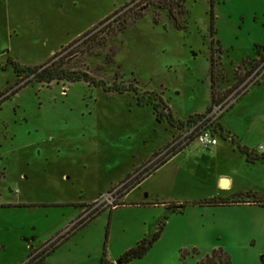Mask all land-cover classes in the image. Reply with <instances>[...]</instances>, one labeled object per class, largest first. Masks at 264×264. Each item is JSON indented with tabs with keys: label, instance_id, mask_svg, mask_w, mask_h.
Wrapping results in <instances>:
<instances>
[{
	"label": "rangeland",
	"instance_id": "rangeland-1",
	"mask_svg": "<svg viewBox=\"0 0 264 264\" xmlns=\"http://www.w3.org/2000/svg\"><path fill=\"white\" fill-rule=\"evenodd\" d=\"M165 4L0 0V264L27 262L32 249L38 252L62 232L68 235L58 238L44 264H99L103 254L116 263L160 223L161 235L148 252L127 264H196L218 248L229 264H264V193L219 192L215 186L216 176L227 174L235 186L264 187V161L246 167L245 156L230 161L224 154L216 162L182 153L117 201L125 204L101 208L67 230L80 208L182 130L158 122L152 106L137 98H162L174 119L185 120L210 105L211 47L222 67L216 102L238 87L233 78L247 70L245 79L261 62L251 59L256 43L264 44V0H183L182 28ZM10 60L30 67L54 61V68L100 83L38 82L14 73ZM114 86L133 89L119 93ZM257 87L234 98L219 120L236 141L243 138L262 153L264 97L253 92ZM217 141L232 144L219 134ZM235 162L242 173L237 177L230 172ZM237 200L244 202L220 203ZM169 204L184 207L173 212Z\"/></svg>",
	"mask_w": 264,
	"mask_h": 264
},
{
	"label": "trees",
	"instance_id": "trees-1",
	"mask_svg": "<svg viewBox=\"0 0 264 264\" xmlns=\"http://www.w3.org/2000/svg\"><path fill=\"white\" fill-rule=\"evenodd\" d=\"M165 1H166L165 5H166L167 11H168V17L174 21L175 26L177 28H182L183 25H182L181 17L185 13V10L183 7V0H165ZM141 16H142L141 14L135 16L131 20V22H135ZM156 18L154 19L155 22H156ZM125 25L126 24L120 25L118 27V29L113 31V34H115V32H117L118 30L122 29ZM255 47H256V50L262 49L264 52V47L258 46V45H255ZM214 52H215V50H213V48L211 47L210 52H209V78H210L211 102H210V105L208 106V108L212 104L216 103V101L218 100V94L214 92V85H215V82L217 80V77L219 76V73H220L219 71H220V69H222V67L220 69L217 68L220 65V63L216 62V60L214 59ZM55 55L56 54H53L52 58ZM263 59H264V54L260 56L259 60H263ZM8 64H10L13 67L14 73H16V74L26 73L28 76H32L38 82L49 83L53 80H58V79H66V80H70V81L84 79L86 81L90 80L93 83H95V82L97 84L100 83V82L95 81L93 78L87 76V74H85L83 72H70L69 73L68 71L63 70V69H60V68L57 69L56 67L54 68V66H53L54 61L52 64H50L47 67H44L43 65H38V66H34V67L22 66L13 60H10L8 62ZM235 76H236V74H235ZM240 81H242V80L239 79L237 81V84L240 83ZM237 84H235V85H237ZM132 89H133L132 87H124V86H122L121 88H118L115 86L112 87L113 91H117L119 93H122L124 91H130ZM137 103L139 105H151L152 110H153V114L155 115V119L158 122L165 121L170 126L177 128V129L183 127L184 125H186L187 123L192 121L194 118L201 115V114H194V115L188 116L185 120H176L171 115L169 107L164 103L162 98H157V97H155V95L153 98H143V97L137 98ZM214 131H215L216 135L219 134L224 138H229L230 141L232 142V144H234L236 146L237 150L245 156L246 162L254 163L255 161H264V152L257 153L255 150L249 149V148L239 144L237 141H235L233 139V137L230 135V133L228 131L220 128V126L218 124H217L216 129ZM163 163L164 162H161L159 165H161ZM156 168H154V169H156ZM142 180H140L138 182V184ZM244 193L248 196H255L257 194L256 192H252V191H247ZM234 202L240 203V202H244V201H241V200L231 201V202L221 201L220 203H234ZM253 202H256V201L254 200ZM258 202H260V200ZM148 204H150V203H148ZM152 204H155V203H152ZM167 207L169 209H171L173 212H181L184 205L183 204H178V205L169 204V205H167ZM163 224L164 223H160L158 225L156 231L152 235H150L149 237H145V238L141 239L140 241H138L136 243L135 246H133L130 249H128L127 251H125L115 264H127L128 262H130L133 259L142 258L148 252V250L152 247V245L155 243V241L160 237L162 229H163ZM56 247H57V245H55V244L50 245L46 250L39 251L33 257L29 258L27 262H25L23 264H44L45 257L48 254H50ZM33 250L34 249L31 250L30 256L32 255ZM182 257H183V255H182ZM229 263H230V259H229L228 255L221 248H218V249H213L210 254H207L204 257H201L196 264H229ZM99 264H114V263L110 262L105 257V254H103L101 259L99 260Z\"/></svg>",
	"mask_w": 264,
	"mask_h": 264
},
{
	"label": "built area",
	"instance_id": "built-area-1",
	"mask_svg": "<svg viewBox=\"0 0 264 264\" xmlns=\"http://www.w3.org/2000/svg\"><path fill=\"white\" fill-rule=\"evenodd\" d=\"M263 72L264 59L261 60L260 64L241 84H239L230 96L222 101L212 104L204 113L184 125L182 130H179V132H177L175 136H173L172 139L148 162L137 168V170L132 172V174L124 180L111 186L104 193L99 194L94 200L84 206L78 217L71 223L67 230H71L76 226H82L90 218L95 216L101 208L114 209L119 206L121 203L118 204L117 201L123 200V198H125L129 192L138 185V182L142 177L148 176L161 162L169 160L173 155L183 151L191 143H195L201 149L205 150L214 148L218 143L217 135L214 130L216 129L220 117L232 106L234 98H238L247 91V88L250 85L258 82ZM62 233L48 241L41 250H44L46 247L48 248L50 245L56 244L59 237L62 238L68 235H63ZM38 252H34L29 258L33 257Z\"/></svg>",
	"mask_w": 264,
	"mask_h": 264
},
{
	"label": "crops",
	"instance_id": "crops-1",
	"mask_svg": "<svg viewBox=\"0 0 264 264\" xmlns=\"http://www.w3.org/2000/svg\"><path fill=\"white\" fill-rule=\"evenodd\" d=\"M256 45L258 46H262L264 47V44H260V43H256ZM264 52L262 49H258L255 51V55L254 57H252L251 60H254V59H259L261 55H263ZM247 70H243V75L238 77L237 78H233L232 79V84L235 85L237 84V81L239 79H241L242 81H240V83H238L237 85L239 86V84H241L245 79H244V75L246 73ZM253 85H258L259 87H257L254 91H256V94H260L264 97V72L262 73V75L260 76V79L258 80V82L252 84ZM251 87V85L247 88V91L242 94L241 96L245 95L248 91H249V88ZM239 96V97H241ZM238 97V98H239ZM233 106V105H232ZM218 125L220 126V128H222L223 130H226L228 132H230V135L233 137V139L236 141V135L231 133V130L226 127V125L222 122V119L218 121ZM237 142L249 149H253V148H250V145L249 143H247L246 140H244L243 138L237 140ZM255 150L257 153H259L255 148L253 149ZM263 152H264V148L261 149ZM184 157H192L191 154H193V158L195 157H198L201 159H204V160H211V159H214L216 162H220L222 160V155L226 154L225 157H227V159H230V161H233V160H236L238 159V157H244V155H241V153L237 150L236 146L234 144H227V145H220L219 143H217V145L212 148V149H209V150H205V149H201L197 144H191L189 145L187 148H185L183 151L181 152H178L177 154L173 155L168 161H173L175 160L176 158H179L182 156V153H186ZM153 157V156H152ZM232 159V160H231ZM167 161V162H168ZM244 163H245V166L246 167H251L253 165H257L258 162H261V161H255L254 163H248L246 162L245 158H244ZM238 162H235L232 166H231V173L234 175V176H239V175H242V173L239 171V168H238ZM148 177L146 176L135 188L139 187L140 184H142V182L144 180H146ZM234 177L232 175H227V174H218L216 176V180H215V186H216V189L219 191V192H231V191H235L236 193H244V192H247V191H252V192H256V193H259V194H262L264 193V187H261V186H255V185H250V184H247L245 186H235L234 184ZM132 189L129 194L126 196V199L129 198V196L131 195V193L135 190ZM139 203L138 204H141V205H147L148 203L146 201H138ZM125 204V203H123ZM121 204V205H123ZM82 208H80V212H81ZM115 264V263H114Z\"/></svg>",
	"mask_w": 264,
	"mask_h": 264
}]
</instances>
